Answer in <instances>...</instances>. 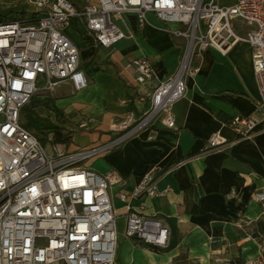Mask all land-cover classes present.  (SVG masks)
I'll return each instance as SVG.
<instances>
[{
    "label": "built area",
    "instance_id": "2783aa9c",
    "mask_svg": "<svg viewBox=\"0 0 264 264\" xmlns=\"http://www.w3.org/2000/svg\"><path fill=\"white\" fill-rule=\"evenodd\" d=\"M40 16L32 21H0V264H115L116 217L109 186L115 173L100 175L87 162L101 158L145 134L151 141L161 128L175 129L172 107L185 94L186 82L195 76L200 52L214 48L225 54L246 43L259 101L264 105V0H236L220 7L217 0H96L84 1L79 10L68 0H33ZM167 25L183 39L178 65L159 80L149 60L132 59L139 112H127L103 143L47 152L20 122L21 112L38 92L70 83L75 91L86 88L79 54L64 33L80 18L95 42L109 48L125 35L118 27L122 17H133L141 28L147 15ZM40 84V86H38ZM253 118L236 116L228 126L240 136L255 127ZM227 141L215 133L208 150ZM160 195L150 175H144L133 197ZM264 216V190L251 195ZM126 202V195H120ZM124 235L155 249L168 243V228L157 218L129 210ZM249 239V237L247 238Z\"/></svg>",
    "mask_w": 264,
    "mask_h": 264
},
{
    "label": "crops",
    "instance_id": "0c3cea01",
    "mask_svg": "<svg viewBox=\"0 0 264 264\" xmlns=\"http://www.w3.org/2000/svg\"><path fill=\"white\" fill-rule=\"evenodd\" d=\"M68 1L80 10L86 0ZM235 2L217 0L220 7ZM10 13L0 21L26 22L41 15L33 0H0V15ZM118 27L125 37L109 48L95 42L80 18L64 30L78 50L86 88L75 91L63 83L38 92L25 105L39 124L71 133L68 144L51 143V151L106 142L127 112L144 108L128 67L132 59L147 58L159 80L175 71L184 40L168 29L178 26H166L148 14L141 28L133 17H122ZM197 65L198 73L187 80L184 96L172 107L174 130L156 122L151 141L143 134L86 164L100 175L115 173L108 191L118 237L115 264H264V216L251 198L264 190V105L254 81L251 49L246 43L225 54L208 48L199 53ZM236 116L253 118L254 129L240 136L228 126ZM215 133L227 143L208 150L206 141ZM144 175L157 185L158 197L132 196ZM129 210L165 223L164 249L124 235Z\"/></svg>",
    "mask_w": 264,
    "mask_h": 264
},
{
    "label": "trees",
    "instance_id": "16d2710c",
    "mask_svg": "<svg viewBox=\"0 0 264 264\" xmlns=\"http://www.w3.org/2000/svg\"><path fill=\"white\" fill-rule=\"evenodd\" d=\"M9 16H12V13L5 15V16L0 15V19L2 17H9ZM23 110H24V115H25V113H28L25 115V117H26L25 127L26 128H35V125H36L37 130H40L41 129L40 127H42V129H44L47 134L51 135V139H50L51 143H53V144H68L69 143V140L71 137L70 132H64V131H62V129H60L56 126H52V125H43V124H39V123L36 124L35 123L36 119L32 117V114L28 110H26V111H25V109H23Z\"/></svg>",
    "mask_w": 264,
    "mask_h": 264
},
{
    "label": "rangeland",
    "instance_id": "374dc122",
    "mask_svg": "<svg viewBox=\"0 0 264 264\" xmlns=\"http://www.w3.org/2000/svg\"><path fill=\"white\" fill-rule=\"evenodd\" d=\"M227 2H230L232 0H226ZM38 86H40V84H38ZM27 105V104H26ZM27 107V106H25ZM24 107V109H26ZM26 111V110H25ZM28 114V113H25V115ZM24 115V110L22 111L21 113V118H20V122L21 124L25 127V124H26V117ZM35 123L37 124L38 123V120L36 119L35 120ZM42 124V123H40ZM45 125V124H43ZM26 128V127H25ZM39 128V127H38ZM41 129L40 130H37V127L35 125V128H26L28 130H30V132L35 136L37 137V139L40 141L41 145L45 148V150L47 152H50L51 151V142L49 141L51 139V135L47 134L46 131L44 129H42V127H40ZM49 135V136H48ZM54 150V149H53ZM248 264H254L253 262H250Z\"/></svg>",
    "mask_w": 264,
    "mask_h": 264
}]
</instances>
